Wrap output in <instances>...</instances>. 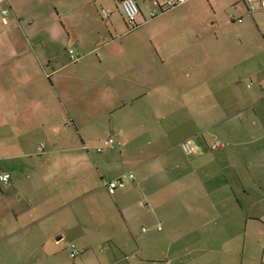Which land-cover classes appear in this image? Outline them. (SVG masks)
Returning a JSON list of instances; mask_svg holds the SVG:
<instances>
[{
  "label": "crops",
  "instance_id": "0c3cea01",
  "mask_svg": "<svg viewBox=\"0 0 264 264\" xmlns=\"http://www.w3.org/2000/svg\"><path fill=\"white\" fill-rule=\"evenodd\" d=\"M122 1L0 4V172L11 177L0 182V264H66L69 242L77 264H264V10L136 0L131 27ZM105 3L119 14L95 13ZM207 6L219 20L205 34ZM69 48L87 56L72 63ZM222 50L217 110L205 107V63ZM205 116L225 143L205 139ZM37 154L42 167L14 180ZM124 173L134 178L111 192Z\"/></svg>",
  "mask_w": 264,
  "mask_h": 264
},
{
  "label": "rangeland",
  "instance_id": "374dc122",
  "mask_svg": "<svg viewBox=\"0 0 264 264\" xmlns=\"http://www.w3.org/2000/svg\"><path fill=\"white\" fill-rule=\"evenodd\" d=\"M206 2V1H205ZM52 7V11H54V4H51L50 5ZM111 4L109 5V3H105L102 5H98V8L95 10L97 14L101 13L103 9H106V10H113L115 13L117 12L119 14V10H117V6L114 5L113 8H111ZM205 6H206V3H205ZM45 8H46V1L45 3L44 2H39L38 3V6L36 7L35 9V13H44L45 11ZM155 11V9H154ZM211 14H212V10H210V7H206L205 8V34L206 32H209L211 30H214V29H217L216 26H210L209 24L213 23V22H216L219 20L216 19L215 20H210L211 19ZM233 14V12L231 11H227V15H228V18L229 16ZM1 15H2V11H1ZM101 16V15H100ZM101 18V17H100ZM102 20V19H101ZM213 40V39H212ZM207 42H205V46H206ZM216 47L218 46L217 43L214 44ZM221 55L223 57H225L223 55V50L222 52L218 53L217 51L213 53V56L211 54L207 55L209 58H213L211 63L210 64H206L205 63V93H210L212 96L209 98V99H206L205 100V107L206 106H213L215 107L217 110H221L222 108L219 106V105H222L223 103V97H224V92L223 91H226V89L228 87H223L222 85L227 82L225 80H221L220 78H218V75L224 71L223 70V65H225L227 62L226 61H223L221 60ZM87 56V55H86ZM226 59H228L227 57H225ZM207 59V58H206ZM215 59V61H214ZM229 60V59H228ZM246 93H247V89L246 87H244L243 89V95L246 96ZM216 94L218 97H217V100L215 98H213V95ZM238 106H232L229 110H227L226 112L227 113H234L236 110H237ZM206 117V116H205ZM209 117H206L204 119V123H205V139L210 143H215L216 141H219L220 143H225L224 142V138L222 137V135L218 134L217 131H212V130H207L206 127L209 126L210 123H212L213 121L217 120L216 118H211L210 122H209V119H207ZM231 121H228L226 124H231L230 123ZM256 131V130H255ZM181 138V135L179 137V139ZM115 139V138H114ZM105 142V141H104ZM103 142V144H104ZM101 144V145H103ZM101 154V153H100ZM100 154H95L93 153L94 156H99ZM40 155V154H39ZM38 154L37 155H33V160L31 159H28L27 161H25V164H21V165H18L15 167L16 169V174L14 175V180H15V176L16 178H20L24 183H26V178L27 176L30 174V170H34L36 168H40L42 167V161L44 160V157L43 156H39ZM206 156V155H205ZM43 159V160H42ZM42 160V161H40ZM11 165H6V167H8V170L9 171H12L9 167ZM58 165L54 164L53 166V174L56 175V171H58ZM21 174H24V177L22 178L21 177ZM55 175H52V181L50 182L52 184L55 183V179L57 178ZM60 180V179H59ZM29 181V180H28ZM24 183H21V186L22 188L20 187V184H19V188L21 189V191L23 193H25V190L28 188V186H26V184ZM49 185V184H48ZM1 188V187H0ZM47 191V188L44 192ZM49 194V192H48ZM44 200H46L48 198V195H45L44 194ZM52 196V195H50ZM49 199V198H48ZM78 206H79V201H78ZM72 211H73V207H72ZM73 213V212H72ZM143 227L145 228H148L147 224H144L143 226L141 224H138L137 228H136V231L137 232H143ZM75 245L76 246V249L78 251V257L77 259L75 260L72 256H71V251H66V259H65V262L66 264H77L81 261L82 259V252H80V247L77 246L76 244H74V242H69V245ZM68 246V245H67ZM100 246V248H99ZM98 247V248H97ZM107 246L106 245H97L95 246L94 248V252L98 255V256H102L104 254V249L106 248ZM101 249V250H100ZM68 250V248H67ZM70 250V248H69ZM97 255H96V258H97ZM91 256V255H90ZM60 262H61V255H60Z\"/></svg>",
  "mask_w": 264,
  "mask_h": 264
},
{
  "label": "built area",
  "instance_id": "2783aa9c",
  "mask_svg": "<svg viewBox=\"0 0 264 264\" xmlns=\"http://www.w3.org/2000/svg\"><path fill=\"white\" fill-rule=\"evenodd\" d=\"M188 0H165L164 1V5H160L158 4V2L156 1L155 4L156 6L160 7V11L164 12V11H169L171 9H174L176 7H178L179 5L184 4L185 2H187ZM8 2V0H0V4L1 3H5ZM245 4L249 10L250 13L254 12L255 10H258V8L263 9L264 10V0H245ZM122 10L125 14V17L127 19V22L129 23V25L131 27H137L138 25V17L141 13V9L140 6L138 4V2L136 0H123L122 1ZM159 10H155L154 12H151L150 15L156 16V13L160 12ZM10 13V9L8 8H4L2 10V16L4 18H6ZM103 18L105 20L110 19L112 12L110 10H106L103 9L101 12ZM239 22H242V20H240ZM68 55H69V59L72 63H79L81 60H83L86 56V53L83 51H78L74 48H69L68 49ZM116 144V140L113 138L107 139L104 143V145L102 147L98 148L99 152H103L105 150V148L107 147H111L113 145ZM134 175L133 174H128V173H124L121 174L118 178L114 179L111 182H106V187L109 188V190L111 192H114L115 189L119 188V187H123L125 182L129 179H133ZM0 182L4 185H8L11 182V177L8 173H4V172H0ZM147 231V230H145ZM70 251H71V256L73 258H76L78 255V251L76 249L75 245H70Z\"/></svg>",
  "mask_w": 264,
  "mask_h": 264
},
{
  "label": "trees",
  "instance_id": "16d2710c",
  "mask_svg": "<svg viewBox=\"0 0 264 264\" xmlns=\"http://www.w3.org/2000/svg\"><path fill=\"white\" fill-rule=\"evenodd\" d=\"M128 174H129V173H128ZM158 229L160 230V229H161V227H159ZM145 230H147V229H146V228H145V229H143V231H144V232H147V231H148V230H147V231H145Z\"/></svg>",
  "mask_w": 264,
  "mask_h": 264
}]
</instances>
